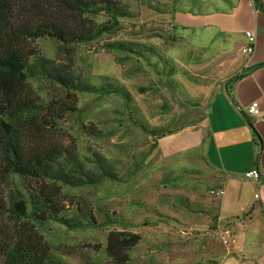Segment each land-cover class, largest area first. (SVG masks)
<instances>
[{
    "label": "rangeland",
    "instance_id": "rangeland-1",
    "mask_svg": "<svg viewBox=\"0 0 264 264\" xmlns=\"http://www.w3.org/2000/svg\"><path fill=\"white\" fill-rule=\"evenodd\" d=\"M119 1L136 16L121 19L118 29L69 49L58 46L49 37L35 39L32 45L81 75L90 69L92 76L118 78L130 91L138 112L151 124L172 121L171 128L176 130L154 137L136 127H120L107 138L95 139L89 135V129L116 124L117 109H123L122 99L115 94L98 98L93 93L76 92L72 103L79 109L77 116L71 112L64 114L59 124L48 127L50 134L68 150L103 153L120 179L105 178L96 185L64 187L58 199L69 212L78 207L90 211L97 221L110 217L114 223L71 230L47 223L43 228L52 251L65 264H110L100 258L99 252L108 231L115 228L140 235V242L130 251L135 264H253L248 260L253 249L248 246L249 233L243 229L244 213L239 203L228 187L220 196L210 194L217 183L207 174L202 157L204 147L197 145L208 126L206 105L185 102H201L205 98L204 87L217 83L229 72L232 41L219 35L221 31L208 27L179 25L175 15L152 10L145 0ZM212 1L177 0L172 5L195 12L206 10ZM103 13L71 18L70 25L87 27L105 20ZM115 40L145 42L172 60L177 68L174 78L179 82V90H172L143 60L136 73L123 76L122 70L132 60L123 65L114 61L120 53L108 51L104 44ZM30 86L42 90L45 100L52 97L54 105L64 101L48 82L30 81ZM155 87L160 90L154 91ZM163 97L171 103L167 112L161 108ZM153 142L157 143L155 148L142 159V153ZM15 183L20 186L18 180ZM8 188L9 184L2 187L1 180L0 201L2 191L5 195ZM225 229L230 231L226 244L221 241Z\"/></svg>",
    "mask_w": 264,
    "mask_h": 264
},
{
    "label": "trees",
    "instance_id": "trees-1",
    "mask_svg": "<svg viewBox=\"0 0 264 264\" xmlns=\"http://www.w3.org/2000/svg\"><path fill=\"white\" fill-rule=\"evenodd\" d=\"M176 1L145 0L152 10L173 15L182 11L172 5ZM101 11L106 17L103 21L81 28L70 25L71 18L96 16ZM134 16L119 0H0V181L2 187L9 184L0 201V264H65L46 238L43 227L47 223H57L69 230L113 226L110 217L97 221L86 209L76 207L69 212L58 199L64 187L96 185L105 178L120 179L103 153L68 150L50 134L48 127L59 124L64 114L71 112L77 116L79 109L72 103L76 92L93 93L98 98L115 94L122 99L123 109H117L116 124L89 129V135L95 139L107 138L120 127H136L154 137L176 130L171 128L172 121L151 124L138 112L130 91L118 78L92 76L90 69L81 75L32 45L35 39L49 37L58 46L69 49L118 29L121 19ZM104 45L108 51L120 53L114 56L116 63L123 65L132 60L122 70L123 76L136 73L143 60L172 90H179V82L174 78L176 65L151 45L132 40ZM38 80L53 86L63 103L54 105L52 97L45 100L42 90L30 86V81ZM158 90L159 87L154 88ZM185 102L197 105L192 99ZM161 108L166 112L171 108L168 98L163 97ZM78 122L82 124L81 120ZM204 143L205 138L200 146ZM156 144L153 142L142 153V159ZM140 239L137 233L112 228L101 247L100 258L110 264H135L130 251Z\"/></svg>",
    "mask_w": 264,
    "mask_h": 264
},
{
    "label": "crops",
    "instance_id": "crops-1",
    "mask_svg": "<svg viewBox=\"0 0 264 264\" xmlns=\"http://www.w3.org/2000/svg\"><path fill=\"white\" fill-rule=\"evenodd\" d=\"M211 3L204 12L187 10L174 14L179 25L221 31L219 35L230 39L233 46L228 52L229 72L216 84L204 87L206 93L201 102L192 99L197 102L195 106L205 104L208 114V126L197 145L205 138L202 157L207 174L217 183L214 188L222 187L225 194L228 187L244 213L242 226L249 233L248 246L253 249L248 260L264 264V120L250 118L246 111L253 101L264 109V0ZM245 30H252L255 35L250 54L242 52L247 42ZM251 169L259 171L255 181L244 176Z\"/></svg>",
    "mask_w": 264,
    "mask_h": 264
},
{
    "label": "built area",
    "instance_id": "built-area-1",
    "mask_svg": "<svg viewBox=\"0 0 264 264\" xmlns=\"http://www.w3.org/2000/svg\"><path fill=\"white\" fill-rule=\"evenodd\" d=\"M244 35L246 37V44L245 46L242 48V52L243 53H247L250 54L253 52L254 50V44H255V35L253 33L252 30H245L244 31ZM247 115L250 118H254L257 120H264V109H262L258 102L253 101L251 102L248 106H247ZM245 178L255 181L259 178L260 174L259 171L257 169H251L249 171H246L244 174ZM224 192L222 187L219 188H211L210 189V194H212L213 196H220L222 195ZM255 197L258 196L257 193L254 194ZM230 234V231L228 229H225L223 231V235L221 236V241L226 244L228 243V236Z\"/></svg>",
    "mask_w": 264,
    "mask_h": 264
},
{
    "label": "water",
    "instance_id": "water-1",
    "mask_svg": "<svg viewBox=\"0 0 264 264\" xmlns=\"http://www.w3.org/2000/svg\"><path fill=\"white\" fill-rule=\"evenodd\" d=\"M219 34H222L221 32ZM165 133H162L161 135H164Z\"/></svg>",
    "mask_w": 264,
    "mask_h": 264
}]
</instances>
